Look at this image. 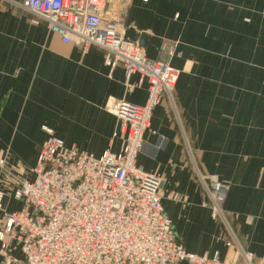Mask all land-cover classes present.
I'll return each mask as SVG.
<instances>
[{
  "label": "crops",
  "instance_id": "obj_1",
  "mask_svg": "<svg viewBox=\"0 0 264 264\" xmlns=\"http://www.w3.org/2000/svg\"><path fill=\"white\" fill-rule=\"evenodd\" d=\"M21 2L0 0V153L29 177L43 127L94 156L118 152L119 122L105 106L120 98L143 104L147 83L126 81L121 66L110 70L98 46L82 52L62 43ZM109 13L122 32L147 34V58L164 59L171 48L179 70L136 157L159 177L178 241L196 254L241 261L243 251L264 264V0H109ZM198 175L228 184L225 220L204 205ZM19 207L4 197L3 208Z\"/></svg>",
  "mask_w": 264,
  "mask_h": 264
},
{
  "label": "built area",
  "instance_id": "obj_2",
  "mask_svg": "<svg viewBox=\"0 0 264 264\" xmlns=\"http://www.w3.org/2000/svg\"><path fill=\"white\" fill-rule=\"evenodd\" d=\"M21 6L43 19L62 43L77 44L82 52L91 46L105 50L104 64L110 70L121 66L126 81L138 75L147 83V96L143 104L120 98L105 106L119 122L118 152L94 156L43 127L47 138L32 177L18 179L12 190L20 207L3 208L0 189L2 264H252L245 252L242 261H226L217 252L185 250L161 206L159 177L136 164L152 111L179 75L170 63L171 48H163L164 59L147 58L137 43L123 39L109 0H22ZM199 179L204 205L212 217L223 218L228 184L214 175Z\"/></svg>",
  "mask_w": 264,
  "mask_h": 264
},
{
  "label": "rangeland",
  "instance_id": "obj_3",
  "mask_svg": "<svg viewBox=\"0 0 264 264\" xmlns=\"http://www.w3.org/2000/svg\"><path fill=\"white\" fill-rule=\"evenodd\" d=\"M0 157L4 160L3 166H5L4 168H0V189H2L4 191V194L6 197H9V196L12 197V190L18 186V179H20L21 177H20L19 172L12 171L13 168L10 165V163H8V160H7L8 155L7 154H3L1 152ZM30 174H32V173L30 172ZM30 174H29V177H25V178H28V179L31 178ZM207 176H209V175H202V177H207ZM198 179H199V175H198ZM199 181H201V180L199 179ZM204 194H205V192H204ZM205 196H206V194H205ZM223 205H224V202H223ZM223 205H222V207H223ZM0 214H1V212H0ZM0 218H1V215H0ZM213 218H218V217H213ZM219 219H221L223 221L224 214H223V218H219ZM0 224H1L0 225V227H1L2 222H0ZM0 251H1V261H3V256H2L3 254H2L1 248H0ZM18 253L21 255L19 250H15L13 252V256L18 257L19 256ZM243 253H244L243 251H240L242 258H243ZM1 264H2V262H1Z\"/></svg>",
  "mask_w": 264,
  "mask_h": 264
},
{
  "label": "water",
  "instance_id": "obj_4",
  "mask_svg": "<svg viewBox=\"0 0 264 264\" xmlns=\"http://www.w3.org/2000/svg\"><path fill=\"white\" fill-rule=\"evenodd\" d=\"M117 9H120V6H117L116 10ZM123 39L137 43L141 48H143L147 40V34L144 32H137L134 28L128 27L123 31Z\"/></svg>",
  "mask_w": 264,
  "mask_h": 264
}]
</instances>
